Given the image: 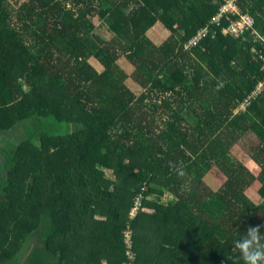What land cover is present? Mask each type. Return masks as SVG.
<instances>
[{
    "label": "trees",
    "instance_id": "obj_1",
    "mask_svg": "<svg viewBox=\"0 0 264 264\" xmlns=\"http://www.w3.org/2000/svg\"><path fill=\"white\" fill-rule=\"evenodd\" d=\"M223 2L0 0V264H245L264 0H236L237 36Z\"/></svg>",
    "mask_w": 264,
    "mask_h": 264
},
{
    "label": "built area",
    "instance_id": "obj_2",
    "mask_svg": "<svg viewBox=\"0 0 264 264\" xmlns=\"http://www.w3.org/2000/svg\"><path fill=\"white\" fill-rule=\"evenodd\" d=\"M232 14V13H238L239 16L233 20H231L228 25L225 27V32L237 36L239 33H241L244 29L250 27L253 23V18L247 14V13H240L239 9L236 5V0H224V2L221 5L220 12L213 18V22L215 25L219 24L220 17L222 15L226 14ZM215 31L212 29L209 25H204L200 28H198L192 36H190L184 43V48H191L194 47L199 43V41L206 35H212ZM253 36L252 39L255 42H258L261 46V50H264V32L263 33H257L253 30L252 32ZM262 58L264 60V54L262 55ZM264 85V80H261L257 83L255 90L252 92V95H256ZM139 204L135 202V205L130 210V215L133 216L138 208ZM125 242L128 246H130V236L129 232H125Z\"/></svg>",
    "mask_w": 264,
    "mask_h": 264
},
{
    "label": "clouds",
    "instance_id": "obj_3",
    "mask_svg": "<svg viewBox=\"0 0 264 264\" xmlns=\"http://www.w3.org/2000/svg\"><path fill=\"white\" fill-rule=\"evenodd\" d=\"M243 233V236L233 241L241 259L245 264H264V230H258L252 224Z\"/></svg>",
    "mask_w": 264,
    "mask_h": 264
},
{
    "label": "rangeland",
    "instance_id": "obj_4",
    "mask_svg": "<svg viewBox=\"0 0 264 264\" xmlns=\"http://www.w3.org/2000/svg\"><path fill=\"white\" fill-rule=\"evenodd\" d=\"M167 196L170 197V194H165V196L163 197V199L167 198ZM30 243H32V239L30 240Z\"/></svg>",
    "mask_w": 264,
    "mask_h": 264
}]
</instances>
